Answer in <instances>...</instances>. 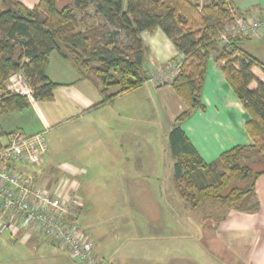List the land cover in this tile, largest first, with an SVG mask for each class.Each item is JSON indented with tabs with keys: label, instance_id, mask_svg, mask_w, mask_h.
<instances>
[{
	"label": "crops",
	"instance_id": "1",
	"mask_svg": "<svg viewBox=\"0 0 264 264\" xmlns=\"http://www.w3.org/2000/svg\"><path fill=\"white\" fill-rule=\"evenodd\" d=\"M15 1L33 10L41 0ZM74 1L58 0L57 7L63 10ZM226 1L243 17L264 15V0ZM141 37L147 48L146 71L152 63L162 66L183 60V54L161 29L143 32ZM240 47L264 65V35L244 39ZM252 72L264 82L260 68ZM47 75L57 85L53 100H31L28 109L0 116V126L5 133L12 129L26 135L46 132L48 153L38 165H46L47 171L57 170L75 188L84 204L78 224L93 240L98 258L111 264H264V176L256 182L259 209L255 212L229 209L217 218L210 210L217 209L216 204L194 208L181 197L169 133L186 106L171 84L158 86L148 79L141 88L102 104L105 94L100 81L93 76L83 78L57 51L49 55ZM256 88L255 83L250 86L251 90ZM119 90L113 86L108 95ZM202 102L205 111H197L181 128L205 163L218 161L234 147L254 145L247 131L250 116L213 59L208 63ZM138 123L155 124L157 147L152 145L146 151L138 147ZM108 130L118 131L116 143L111 144ZM127 130L133 143L122 138ZM129 145L132 147L125 155ZM101 161L102 171L113 170L115 178L100 182L83 177L86 168L96 170ZM26 167L20 170L39 184L35 176L26 174ZM64 168L74 173L63 174ZM99 188L107 190L100 192ZM170 201L180 202L176 206L183 214L180 211L177 217L175 209L168 206ZM108 217L116 219L113 228L99 223ZM0 264L76 263L65 251L40 241L35 234L16 230L0 237Z\"/></svg>",
	"mask_w": 264,
	"mask_h": 264
},
{
	"label": "trees",
	"instance_id": "2",
	"mask_svg": "<svg viewBox=\"0 0 264 264\" xmlns=\"http://www.w3.org/2000/svg\"><path fill=\"white\" fill-rule=\"evenodd\" d=\"M57 2L41 0L30 10L15 0H0V116L31 106L29 98L6 88L14 74L25 76L33 90L32 100H53L57 85L47 75L53 51L73 63L83 78L93 76L100 81L105 94L102 104L141 88L150 80L145 70L147 48L141 34L161 29L184 56L171 87L186 110L169 133L174 178L181 197L194 208L219 202L228 209L257 211L256 182L264 173H253L249 155L264 161V82L252 70L258 67L264 72V65L241 49L245 38H231L225 46L218 41L225 29L236 22L235 16L243 15L235 13L226 0H207L202 8L195 0H75L63 10L58 9ZM90 6L116 31L108 33L104 26H87L76 11ZM120 31L130 38L129 46L117 45L115 39ZM211 59L220 66L246 108L250 116L247 131L254 145L234 147L218 161L207 164L181 126L197 111H205L202 94ZM95 64L99 66L92 67ZM253 83L257 85L255 90L250 89ZM113 86L120 90L108 95ZM5 134L0 126V137ZM241 183L247 185L238 187ZM228 188L229 193L224 195Z\"/></svg>",
	"mask_w": 264,
	"mask_h": 264
},
{
	"label": "built area",
	"instance_id": "3",
	"mask_svg": "<svg viewBox=\"0 0 264 264\" xmlns=\"http://www.w3.org/2000/svg\"><path fill=\"white\" fill-rule=\"evenodd\" d=\"M236 22L219 36L221 46L240 36L253 39L264 35V15L235 16ZM182 60L148 69L155 85L171 84L178 76ZM10 91L32 100L33 90L22 73L8 82ZM48 153L46 132L26 135L10 130L0 137V237L8 231L25 230L65 251L76 264H111L95 255L93 240L78 224L84 204L75 188L63 179L54 188H47L27 177L20 166H36ZM68 175L73 169L64 168ZM60 185V186H59Z\"/></svg>",
	"mask_w": 264,
	"mask_h": 264
},
{
	"label": "rangeland",
	"instance_id": "4",
	"mask_svg": "<svg viewBox=\"0 0 264 264\" xmlns=\"http://www.w3.org/2000/svg\"><path fill=\"white\" fill-rule=\"evenodd\" d=\"M207 3V0H195V4L198 5L200 8L204 7ZM78 16L79 17H82L83 19L86 20V24L87 26H91V25H99V26H104L108 33H112V32H115L116 29L113 28L111 25H109L106 21H104L101 17H98L94 14V11H93V6H90L87 8V10L85 11H80V10H77L76 11ZM226 22V21H225ZM108 38V37H107ZM117 45H120V46H129L131 44V40L130 38L128 37V35L123 32V31H120L119 32V35L117 36V38L115 39ZM241 54H237V56H239ZM99 65L95 64L93 65L92 67H98ZM152 66V65H151ZM87 73L89 74V71H87ZM6 88L10 91L9 87H8V83L6 84ZM11 93H13L11 91ZM2 95V94H1ZM9 116V115H7ZM72 131V128L69 127V131ZM115 130V129H114ZM70 131V132H71ZM110 134L109 137H110V140H111V144H114L116 143V140H115V134H118V131L117 132H111L110 130H108ZM128 132L126 133V131H124V133H126V137H123V139H126V140H129V141H132L133 143V139H129L130 137V130H127ZM137 131H138V136L137 138H135L137 144H138V147L142 148V151H146L147 149L150 150V148L152 147V145L154 147H157V144H158V133H157V127L155 126V124H147V125H143L141 123H138L137 125ZM4 132V130H3ZM69 132V133H70ZM70 134H73V133H70ZM141 143V145H139ZM147 143V145H146ZM132 147V145H131ZM130 145L129 147H125V155L127 154V152H129L130 150ZM97 157L95 156H92V159L95 160ZM249 158H250V166L253 170V173L256 174V173H264V161L260 160V157H256V156H252L251 153L249 155ZM146 159V157H145ZM254 160H259L258 163H252ZM102 161L100 162V165L98 167H100V169L98 170V167H96L95 169L96 170H92L91 168V172L88 171V168H86V173L83 174V177L85 176V178H88V179H91V180H98L100 182H104L106 180H112L113 178H115L113 176V170H110V171H102ZM103 165H106V164H103ZM21 167V166H20ZM27 170L29 171L28 173H26L27 175H30V176H35L37 182H39V184L41 185H44V184H48V186H51V187H48L47 188H54L55 186H57V184L59 182H61L63 179V177L61 176V173L56 170V172H51V171H47V167L46 165H43V166H28L26 167ZM88 171V172H87ZM63 174H66V172H64ZM117 174H120V173H117ZM112 175L113 177L112 178H109V176ZM44 177V178H43ZM41 179H43L41 181ZM247 184H238V187H241V188H244ZM60 186V185H59ZM67 187H69V183L67 185ZM230 188V187H229ZM227 189L224 193V195H227L230 191V189ZM107 189H98V191L100 192H103V191H106ZM110 190V189H108ZM113 189H111L112 191ZM172 201V199H171ZM170 201L169 205L168 206H171L172 208L175 209V214L177 217H179V214L181 215L180 211L181 209L179 208V206H176L178 205L179 203H172ZM207 205V204H205ZM217 205V209L215 208H211L210 210H212V215L213 216H216L217 218H222L224 217V214L225 212H227V210H229L228 208L224 207L221 203L217 202L216 203ZM170 207V208H171ZM171 208V209H172ZM179 212V213H178ZM182 212V211H181ZM215 212L216 215L214 214ZM101 214H104L103 212H101ZM183 214V212H182ZM100 215V214H99ZM109 219L107 220H99V223L101 224H104V225H107V224H111V228L114 227V223L116 221V219L112 218L110 219V217H108ZM103 219V217H102ZM221 224V221L219 222ZM217 222V224H219Z\"/></svg>",
	"mask_w": 264,
	"mask_h": 264
}]
</instances>
